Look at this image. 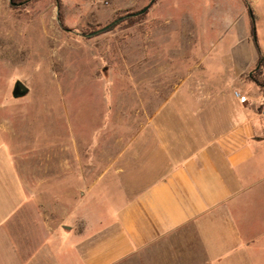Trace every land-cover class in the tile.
<instances>
[{
    "label": "rangeland",
    "instance_id": "obj_1",
    "mask_svg": "<svg viewBox=\"0 0 264 264\" xmlns=\"http://www.w3.org/2000/svg\"><path fill=\"white\" fill-rule=\"evenodd\" d=\"M12 1L0 0L1 165L32 176L89 158L92 184L176 84L219 87L223 67L225 96L264 119V0ZM17 80L29 92L15 99ZM78 173L53 184L78 193ZM256 193L264 232V183Z\"/></svg>",
    "mask_w": 264,
    "mask_h": 264
},
{
    "label": "crops",
    "instance_id": "obj_2",
    "mask_svg": "<svg viewBox=\"0 0 264 264\" xmlns=\"http://www.w3.org/2000/svg\"><path fill=\"white\" fill-rule=\"evenodd\" d=\"M228 70L176 84L92 184L89 158L32 176L4 160L0 264H264V119L225 96ZM75 170L78 193L53 184Z\"/></svg>",
    "mask_w": 264,
    "mask_h": 264
},
{
    "label": "water",
    "instance_id": "obj_3",
    "mask_svg": "<svg viewBox=\"0 0 264 264\" xmlns=\"http://www.w3.org/2000/svg\"><path fill=\"white\" fill-rule=\"evenodd\" d=\"M10 4L12 6H18L20 4H16L14 3L12 0H9ZM150 7V5L144 7L142 10L132 14L133 16H139V15H142L144 14L148 8ZM107 27L103 28L102 30H105L107 29ZM29 92V88L24 84L22 83L21 81L17 80L15 83H14V87H13V91H12V96L15 98V99H18V98H22V97H25Z\"/></svg>",
    "mask_w": 264,
    "mask_h": 264
},
{
    "label": "built area",
    "instance_id": "obj_4",
    "mask_svg": "<svg viewBox=\"0 0 264 264\" xmlns=\"http://www.w3.org/2000/svg\"><path fill=\"white\" fill-rule=\"evenodd\" d=\"M234 97L238 100L242 99V95L239 92H234ZM260 115L264 117V107L262 108Z\"/></svg>",
    "mask_w": 264,
    "mask_h": 264
}]
</instances>
